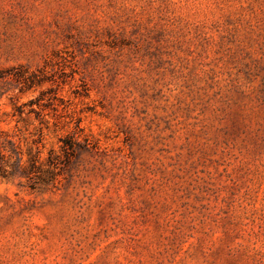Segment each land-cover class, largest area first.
Returning a JSON list of instances; mask_svg holds the SVG:
<instances>
[{"label":"rangeland","instance_id":"obj_1","mask_svg":"<svg viewBox=\"0 0 264 264\" xmlns=\"http://www.w3.org/2000/svg\"><path fill=\"white\" fill-rule=\"evenodd\" d=\"M0 264H264V0H0Z\"/></svg>","mask_w":264,"mask_h":264},{"label":"trees","instance_id":"obj_2","mask_svg":"<svg viewBox=\"0 0 264 264\" xmlns=\"http://www.w3.org/2000/svg\"><path fill=\"white\" fill-rule=\"evenodd\" d=\"M25 81H27V82H28V81H31V83H33V78H31V76H28V77L25 78ZM31 85H32V84H31ZM64 142H65V146H66V145H69V147L71 146V142L68 141L67 139H65ZM20 160H21V158L19 157V161H20ZM36 162H37V160H34L33 162L30 163L29 166H33V168L36 167V165H35ZM32 164H33V165H32ZM27 168H28V167L24 166V167H23V170H27ZM4 171H5V169L3 168V169H2V173H3Z\"/></svg>","mask_w":264,"mask_h":264}]
</instances>
